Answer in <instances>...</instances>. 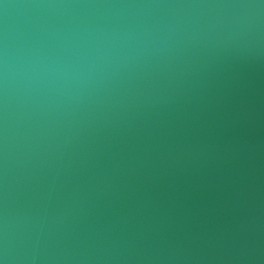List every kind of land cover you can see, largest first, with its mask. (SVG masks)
Returning a JSON list of instances; mask_svg holds the SVG:
<instances>
[{"label":"water","instance_id":"obj_1","mask_svg":"<svg viewBox=\"0 0 264 264\" xmlns=\"http://www.w3.org/2000/svg\"><path fill=\"white\" fill-rule=\"evenodd\" d=\"M0 264H264V0H0Z\"/></svg>","mask_w":264,"mask_h":264}]
</instances>
